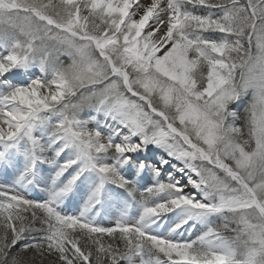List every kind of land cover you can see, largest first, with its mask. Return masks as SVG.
<instances>
[{
  "label": "snow or ice",
  "instance_id": "6c2138e0",
  "mask_svg": "<svg viewBox=\"0 0 264 264\" xmlns=\"http://www.w3.org/2000/svg\"><path fill=\"white\" fill-rule=\"evenodd\" d=\"M0 264H264V0H0Z\"/></svg>",
  "mask_w": 264,
  "mask_h": 264
}]
</instances>
